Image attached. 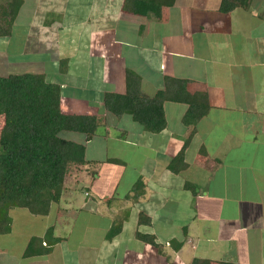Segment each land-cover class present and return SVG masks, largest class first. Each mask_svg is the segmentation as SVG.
Returning <instances> with one entry per match:
<instances>
[{
  "label": "crops",
  "instance_id": "obj_1",
  "mask_svg": "<svg viewBox=\"0 0 264 264\" xmlns=\"http://www.w3.org/2000/svg\"><path fill=\"white\" fill-rule=\"evenodd\" d=\"M223 1L228 3L226 11L220 10ZM46 2L45 12L40 14L52 19L37 25L39 31H44L38 44L46 50V59L49 41L58 59L67 60L66 72L59 73L58 67L50 76L40 70L29 72L42 73L46 82L60 86L63 112L96 114L104 117L107 126L89 141L82 135L73 140L85 145V157L93 169L91 179L84 176L71 186L65 182L59 202L47 216L32 215L23 209L29 217L25 232L15 231L19 219L14 214L16 208L8 211L10 230L0 234V264H189L192 259L264 264V5H257L256 0H172L170 5L161 6L156 19L123 12V0H86L80 4L87 13L77 19L78 27L74 28L80 43L71 46L68 56L60 52L62 24L55 17L66 15L67 0ZM48 32L52 39L46 36ZM127 69L138 75L141 92L148 96L161 90L167 77L186 80L190 93L207 95L209 110L195 125L184 155L186 170L193 169L201 158L212 163L208 173L197 172L204 177L196 175V183H190L197 188L195 196L183 187L184 182H179L186 170L173 175L165 169L166 162L181 149L187 132L181 121L186 104L164 102L166 127L156 134L145 132L136 123L138 128L124 135L121 131L125 129L118 126L124 116L117 124L111 123V115L103 109V93H125ZM145 85L153 88L151 93L143 91ZM93 86L100 91L97 99ZM96 139L101 145L103 142L98 152L90 150V143ZM201 147L205 156L198 153ZM112 153L127 154L135 182L143 180L140 199H145L136 201L134 208L125 198L131 189L118 197L120 178H106L119 171ZM237 159L246 160L248 166L238 164L239 170ZM247 168L252 171L250 176L237 181L236 174ZM240 182L249 184H244V193L234 187ZM226 194L229 201L222 198ZM155 204L159 212L170 211L163 214L168 217L165 223L175 222L176 229L190 216L198 220L193 233L190 230L187 237L177 241L181 247L170 262L155 247L135 237L137 232L152 234L156 243H163L164 239L160 241L157 236L163 230L156 226L159 213L151 206ZM230 207L241 212V223L227 218ZM139 208L142 213H138ZM119 210L122 215L129 211L131 218L122 219L120 231L107 239ZM202 211L210 215L201 217ZM79 212L84 213L82 222L78 220ZM139 214L147 216L149 223L139 224ZM127 220L130 225L124 227ZM48 229H52V238H58L57 242L44 238ZM87 232L105 234L100 243H94L87 240ZM170 238L174 237L168 236L165 244ZM134 242L139 246L135 247Z\"/></svg>",
  "mask_w": 264,
  "mask_h": 264
},
{
  "label": "trees",
  "instance_id": "obj_2",
  "mask_svg": "<svg viewBox=\"0 0 264 264\" xmlns=\"http://www.w3.org/2000/svg\"><path fill=\"white\" fill-rule=\"evenodd\" d=\"M171 1L123 0L121 9L126 13L157 19L161 6L170 5ZM22 4V0H10L7 4L4 14L8 17L7 24L10 29ZM220 10H228V3L223 1ZM7 34L8 31L0 33V37ZM66 65L67 60L60 59L58 72L65 73ZM186 85V80L167 77L164 79L163 88L148 96L141 92L138 75L127 69L125 93H104L102 98V107L107 113L118 119L130 116L150 134L159 133L166 127L164 102L187 105L181 120L187 128L182 147L165 164V169L173 175L186 170L185 150L195 133V125L209 110L207 95L203 92L190 93ZM61 99L60 86L46 82L42 73L24 72L0 76V114L4 116L0 131V234L10 230V209H26L36 216L49 215L60 200L70 167L90 164L85 157V145L63 137L62 133L79 134L84 136L85 141H89L99 129L107 126L106 120L96 114L65 113L61 109ZM198 153L205 156L203 147ZM184 186L192 192V196L196 195L197 190L193 184L184 182ZM133 187L125 198L135 202L142 197V178ZM122 219H126V216L115 219L107 239L120 231ZM138 222L148 224V217L141 214ZM49 237L53 243L58 241V238H52V229L47 230L44 238ZM135 237L137 241L155 247L157 253L169 262L181 247V242L173 239L168 240L167 244L156 243L152 234L137 232ZM189 264L210 263L205 259H192Z\"/></svg>",
  "mask_w": 264,
  "mask_h": 264
},
{
  "label": "rangeland",
  "instance_id": "obj_3",
  "mask_svg": "<svg viewBox=\"0 0 264 264\" xmlns=\"http://www.w3.org/2000/svg\"><path fill=\"white\" fill-rule=\"evenodd\" d=\"M9 1L10 0H0V33L4 34L7 31L9 32V34H7L6 36L0 37V76H6V73L15 74V73H21L23 71H26V72L27 71L28 72L29 71H31V72L37 71L38 72L39 70L45 71L46 76L47 75L50 76L54 71H56V68L58 67V63H59L58 55H56V53H55L56 50L53 47H50L51 43L48 41L47 42V45H48L47 57H46V59H43L45 57V56H43V51L45 49H43V47L38 44L39 43L38 37L40 35L44 37V31L41 32L37 29V27H38L37 25L40 23V21H48V19L49 20L52 19V16H46V15L42 16L44 14H40V11L45 12L46 8H45L44 4L47 3L46 1L49 2V0H23L24 5L22 4V6L20 7V9L18 11V13L20 11L22 13L19 14V16L17 14L16 19L12 22L11 29L8 27V24H7L8 17L4 14V12L7 9V4ZM83 1H86V0H67V4H66L67 6H66V11H65L66 15L55 16L56 19L60 21L59 23L62 24V29L59 30V37H60L59 46H60L61 54H63V52H64V55L66 54V55L70 56L71 55L70 50H72L71 46L73 45L74 47H77L78 46L77 44L80 43V40L76 34L77 32L74 28L78 27L77 26V23H78L77 19H82L84 17V14L87 13L85 10L84 4H80ZM256 4L257 5H260V4L264 5V0H256ZM22 7H23V9H22ZM59 15H60V13H59ZM33 24H34V26H32ZM46 36H51V39L53 38L52 35L50 34V32H48ZM76 51L77 50H75V52ZM80 55H81V53L78 56H80ZM38 56H40V57H38ZM24 57H26V59ZM39 58L41 59L40 61H39ZM50 64H52V65L50 66ZM210 66H213V65H210ZM53 68H55V70H53ZM210 70H213V69H210ZM56 78H54V80H56ZM52 80H53V78H52ZM156 86H157V84H155L154 87L156 88ZM146 87H149V86L145 85L143 87L144 88L143 91L145 93H151L153 88L150 87V89H148ZM93 88L96 90V92L98 91L100 93V91L97 90L96 86H93ZM98 92L96 94H94L95 99H97V97L100 96L98 94ZM129 118H131V117L130 116H124V120H122L123 119L122 118L121 119L122 121H120L119 125H118V126H120L119 128L125 129L124 132L121 131V133H124V135H125V133L129 134V132H130L129 130H136L138 128V125L132 119H129ZM110 120H112L111 123L114 122L115 124H117L119 119H116L115 117L110 116ZM3 124H4V116L2 114H0V131L3 127ZM102 132H103V130L101 129L100 134ZM113 132L114 131H111V134ZM62 135H63V137H65L67 139H71V140H76L78 138H81V135L70 133V132H64V133H62ZM134 137H131V138H134ZM90 144H91L90 150L94 149V151L96 150L97 152L101 151V148L103 147V142L101 145L100 139H96V140L92 141ZM101 153L102 152L99 153L100 158L103 156V155H101ZM111 156H115V155H113V153H112ZM115 157H116L115 162H117V164H119L118 165L119 171H117L118 173H116L114 175L112 174L111 176H106V178L110 179L113 177V181H117L120 178L118 180L119 183H118V187L116 189V195H118V197H119L120 195L123 194L124 190L127 192L128 190L132 189L133 185H135L136 182H135L134 177L132 175L133 169H132V165H131V159H129V156L127 154H124V155L118 154ZM139 160L140 159L135 160L136 164L139 163ZM238 164H240V165L245 164L246 166H248V163L246 160L237 159L236 166L238 167L239 170L241 168L239 167ZM211 166H212V163L210 161H205L204 158H201L196 163V165L193 169L190 170V168H189L188 170H186L185 172L180 174V176L182 178L180 177L181 179H179L180 180L179 182H185V183L186 182H188V183L194 182V183H196L194 180V177L196 175L197 176H203V177L205 176V175H201V173H197V172L199 170L207 172V169L211 168ZM91 168H92L91 164H89V165L88 164L78 165V166L74 165V166L70 167V169H69V171L65 177L64 183L67 182L68 185H70V186L72 184L73 185L78 184L79 180L84 179V176H87L88 178L91 179L92 178L91 173L93 172L92 171L93 169H91ZM229 170H230V167H229ZM249 172H252L249 170V168L244 169L243 173H242V171H240L239 174H236L237 181H240V180L245 181L248 178V176H250ZM207 178H208V176H207ZM205 183H206V180H205L204 184ZM244 184H245V182L236 183V185L234 187L237 190H239L241 193H244L243 192ZM220 185H221V183L218 184V187ZM245 185H246V187H249V184H245ZM204 186L205 185H203L202 187L204 188ZM183 187H184V184H183ZM161 191H164V190L161 189ZM201 192L199 191L200 194H201ZM189 193L192 194V192H190V191H189ZM222 198L224 200L229 201L228 194L223 195ZM143 199H145V198L143 197L142 199H140V201ZM242 201H243V199H242ZM127 202H128V204H130V206L132 208H134L137 205V204H135L136 201L133 202L131 200H127ZM150 204H152V202H150ZM115 206L117 207L116 209L120 208V207H118V205H115ZM151 206L153 209L158 211L157 207H159V206H157L156 204L151 205ZM148 208H149L148 212H151L152 211L151 208L150 207H148ZM16 210L17 211H15L14 214L19 215V219H18V222L15 224V231L25 232L26 230H28V228H26V224L29 222L28 221L29 217L27 215V212H25L23 209H17L16 208ZM226 210H228V208H226ZM119 211L120 212L118 213L116 219H118V218L121 219L125 215H126V217L129 216L131 218V214H129V211H126V214L124 213V215H122L123 211L122 212H121V210H119ZM166 211L167 212H159L158 211L159 214L156 216L157 219L159 218L158 220H156V226L161 227V229L164 231V232L159 231V233L157 235L159 237L158 239L160 241H162L163 239H164V241L167 240L168 236L174 237L173 240H175V241H182L183 239H181V238L187 237V235H186L187 232H190V230H191L193 233V231L195 230L194 229L195 224L198 222V220L196 221L195 218H192V216H190L185 225H181V227H178L176 229L175 228L176 224H174L175 222L165 223V221L168 217L163 216V214L170 212L168 209ZM139 212L142 213V209L139 208L138 213ZM136 213L137 212L135 211V214ZM240 213L241 212L237 211L236 208L230 207V209L228 210V214L226 216L231 222L235 221L236 223H241L242 220H241V218L239 219ZM213 214L217 216V213H213ZM21 215H24V216L22 217ZM82 215H84V213L81 214L79 212L78 216H80V217L78 220H80V222H82V220H84V217ZM209 215H210V213L208 211H202L200 213V216L201 217L206 216L205 218H207ZM177 218H179V217H177ZM136 219H137V214L133 215V220L136 221ZM126 223L127 224H125L124 227H127V225H130L129 220H127ZM176 223H179V222H176ZM132 225L134 226L133 222H132ZM178 225H180V224H178ZM162 227H166V228L163 229ZM231 232L232 231H230V233ZM93 234H96V233L87 232V235H86L87 240L88 241L91 240L94 243H96V242L100 243V240H102L105 232H103V236H101L102 234L101 235L96 234L94 237V236H92ZM78 235L80 236L81 239H84L82 232H78ZM96 237L98 240L96 239ZM170 239H172V238H170ZM187 239H189V238H187ZM164 241H163V244L165 243ZM134 243H135V247L139 246L138 243H136V242H134ZM17 244L19 245L20 242H17ZM152 255H154V254H152ZM209 263L212 264L214 262L212 260H210ZM234 264H239V263L235 262Z\"/></svg>",
  "mask_w": 264,
  "mask_h": 264
}]
</instances>
